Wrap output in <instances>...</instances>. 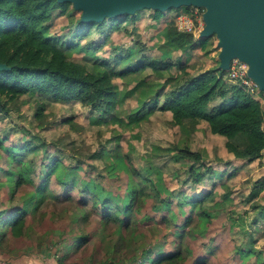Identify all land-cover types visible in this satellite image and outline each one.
<instances>
[{
    "label": "trees",
    "instance_id": "16d2710c",
    "mask_svg": "<svg viewBox=\"0 0 264 264\" xmlns=\"http://www.w3.org/2000/svg\"><path fill=\"white\" fill-rule=\"evenodd\" d=\"M71 6L74 7L69 0H0V61L8 66L0 69V148H4L7 156L8 167L4 168L10 171L0 177V254L17 258L25 244L43 243L44 237L55 231L54 223L60 214L45 206L48 202L64 201L65 194L52 188L51 177H54L64 190L78 188L83 195L77 202L78 209H86V200L92 201L85 214L75 216L78 228L71 239L66 236V228L60 232L64 239L61 261L79 263L80 258H73L74 254L93 244L90 240L96 231L101 237L94 242V247L103 255L95 258L99 264H207L205 254L213 253L215 245L208 243L204 247L205 242L199 240L197 246L195 240L208 234V222L216 215L217 205L229 200L230 190L223 180L224 175L231 178L240 169L233 166L228 171L229 165L235 160L242 165L250 163L264 154V102L241 82L229 80L228 70L218 66L193 69L195 62L188 64L191 50L205 49L209 36L195 38L192 32L181 31L176 24H170L163 34L155 32L152 36H158L162 43L159 56L136 41L140 32L136 35V46L130 48L129 53L115 52L118 47H113V52L105 55L103 50L110 32L135 23L140 10L106 17L99 22L83 21L80 14L61 32H52L56 20ZM147 9L154 10L152 17L159 19L164 10L168 12L173 7ZM182 12L192 13L193 10ZM93 30L103 36L89 39ZM171 49L181 50L188 55L187 59L173 60L168 55ZM118 79L124 84L122 88ZM139 87L146 92L140 106L131 109L130 102L129 108H125L128 97L137 93ZM22 96L34 97L37 108L33 117L39 124L43 123L46 98L76 101L89 107L96 113L86 117L94 116V123L112 119L120 123L121 112L132 121L156 110L168 112L172 124L184 127L189 133L204 129L223 137L227 154L220 155L215 150L211 161L224 168L219 170L206 160L211 156L203 148L192 150L189 145L176 143L171 147L174 149L171 158L186 165L170 174L176 184L166 190L167 194L163 192L162 182L145 174H137V184L131 178L130 182L123 181L116 188L108 187L104 184L100 164L103 169L110 167L107 170L112 179L121 178L118 168L123 171L127 163L133 175L135 172L128 160L129 153L121 150L123 135L116 137L115 146L102 143L89 152L78 148L74 140L63 142L61 138L47 142L33 129L11 118L12 106L18 110ZM134 98L138 100L137 96ZM62 122L74 129L73 118L66 117ZM16 131L20 135L15 139ZM41 147V158L37 162L34 152ZM29 152L33 155L22 159ZM110 155L112 162L106 160ZM14 161L21 167H9ZM183 171L184 177H180ZM206 179L210 182L206 183ZM203 183L206 184L198 190ZM220 187L227 189L224 194ZM261 193L264 196V178L255 181L247 201L257 199ZM208 201L213 204L207 206ZM255 203H252L253 210L258 212H254L250 229L244 214L228 215L230 225L238 227L242 236L238 242L233 241L234 254L225 264H264V244L258 247L256 239L264 236L259 222L264 218V206L258 208L260 204ZM95 210L97 221L91 218ZM149 222L164 226L152 229L159 232L160 237L135 246L139 226ZM115 235L118 236L116 241ZM128 245L130 248L126 250ZM196 248H202L201 256L195 255Z\"/></svg>",
    "mask_w": 264,
    "mask_h": 264
},
{
    "label": "rangeland",
    "instance_id": "374dc122",
    "mask_svg": "<svg viewBox=\"0 0 264 264\" xmlns=\"http://www.w3.org/2000/svg\"><path fill=\"white\" fill-rule=\"evenodd\" d=\"M199 7L200 14H204L206 8ZM194 5H182L173 7L170 11H163L161 14H164L163 17L159 19H154L152 17L154 10L143 8L139 11L140 17L136 20L135 23H127L126 28H121L118 31H111L110 37L108 38V43L104 47L103 53L107 55L109 52H113V47L115 48V52L119 51H127L130 52V48L135 47L136 35L140 32V38L136 41H141L143 45H146L147 48L151 52L155 54V56H159L162 52L161 41L159 37L152 38L155 32L158 34H163L164 28L168 27L170 24L177 25L176 16L185 10H194ZM81 14L80 10H77L74 7H70L69 11L62 17L58 18L54 24L52 32H61L64 29V26L72 20L79 17ZM202 27L196 32H192L195 38L201 37V31L206 25V21L203 18ZM124 24V23H123ZM100 36H103L102 33L93 30L91 34L88 36L89 39L97 40ZM135 36V39H133ZM209 42L205 49L193 48L191 50L190 60L188 64H192L195 62L194 68L202 69L203 67H214L218 66L220 68V59L219 54L221 51V46L219 45V37L217 34H211L209 37ZM100 39V38H99ZM136 50V49H134ZM135 52V51H133ZM134 54V53H133ZM168 55L173 58V60L178 57L182 60H186L187 56L185 53H182L181 50H169ZM229 78V76H228ZM229 80H232L229 78ZM118 85L122 88L123 82L119 79L116 80ZM236 81V80H232ZM246 86V85H245ZM250 91L256 96L261 97L262 102H264V93L261 94L259 90H261L258 85H255V89H251L246 86ZM139 87L137 89V93L133 96L128 97L127 104L124 106L125 108H129V104L131 102V109L140 106V102H142L141 98L146 94L145 91ZM138 98V100L134 97ZM136 99V100H132ZM37 108V103L34 100V97H26L22 96L20 101L18 102V110L12 106V117L16 120L17 123L23 124L28 128L34 130V132L43 136L47 142H55L56 140L64 138L63 142H69L74 140L78 148L85 152H89V150H93L98 148L102 143H106L108 146H115L118 143V139L116 137L120 134L121 136V150L122 152H128L130 162L133 164L135 172L132 174L129 164L127 163V168L121 171V168H118V171L121 172V178L112 179L107 169H103L102 164L99 165L100 170L104 172V184L111 188H116L119 184L123 183V181L130 182L131 178L135 184L138 183L137 174H145L147 177L151 178L154 181L162 182L164 187V193L167 194V189L175 186L174 179L171 178L170 174H173L177 168H184L185 163L175 162L171 156L174 153V149L171 148L173 144H178L179 146L189 145L192 150L201 149L208 153L206 160L211 161L213 157V152L215 150L218 151L220 155L227 154L226 148L224 146L225 139L223 137L214 135L212 133H207L204 129H200L197 132L186 131L184 127H180L172 124L171 115L168 112L156 110L155 112L146 115L140 120H133L129 115L123 114L121 112L120 123L115 122L114 119L109 120L104 123H94L92 118L87 119V115L91 112L89 107L81 105L76 101L63 102L60 100H53L50 98H46V108L44 111L43 123H38L37 120L34 119L33 114ZM66 117H71L74 120V129L70 127L68 123H63L62 119ZM8 122V121H7ZM115 122V123H114ZM132 122V123H129ZM11 125V124H9ZM201 125V124H200ZM202 126V125H201ZM19 131H16V139L19 136ZM115 137V139H113ZM37 140H39L37 136ZM62 142V143H63ZM8 143V141L6 142ZM168 148V149H167ZM43 147H41L38 151L34 152L35 158L37 162H39L41 158ZM53 150V149H52ZM33 155V152H29L25 157H30ZM229 156L232 157V154L229 153ZM106 157V160L112 162L111 155ZM114 157V155H113ZM112 157V158H113ZM7 156L4 148H0V177L4 175H8L10 171H8L4 166L7 165ZM211 163H213L211 161ZM217 166L219 170H222L224 167L221 164L213 163ZM3 165V166H2ZM233 166H239V171L233 175L231 178H227L224 175V179L226 180V184L230 190L229 200L222 201L216 207V215L208 222L209 229L205 237L199 238L195 240L196 245H199V240L205 242V246L207 247L208 243H212V246L215 245V250L213 253L205 256H208L207 264H225L226 260L234 254L233 252V241L238 242L237 239H240L242 234L237 231L238 227L230 225V218L228 215L233 214V216L237 214H244L247 218V227L250 229V222L252 221V217L254 212H258L256 209L253 210L252 203L258 202L259 207L264 206V196L263 193L255 199L247 201V196L253 188V185L256 180H260L264 178V154L261 158L256 159L250 163H243L241 161L235 160V162L231 163L228 167V171L232 170ZM9 167L12 169L21 167L18 161L12 162ZM98 167V168H99ZM40 166H37V171ZM36 171V172H37ZM180 177H184L183 174ZM206 183L210 182L209 179L205 180ZM200 184L198 190L204 186V184ZM190 184V183H189ZM51 186L55 190V192H59L64 195V201H54V203L50 204L48 208H54L59 214L60 218L55 221V228L59 226H64L67 229L68 240L73 237L76 233V229L78 225L76 224L75 216H82L86 213V209L90 208L92 205V201L90 199L86 200V209H78V201L83 195L80 194L78 188L68 189L66 188V192L64 187L58 184L54 177H51ZM189 186V185H188ZM226 188L220 187L221 194L226 192ZM193 192V190H191ZM86 198V197H85ZM90 198V197H89ZM207 206H211L213 202L206 203ZM256 204V203H255ZM0 207H2L0 205ZM149 205L146 206V208ZM65 208V209H63ZM190 209L185 210L187 213ZM178 213V210H175ZM179 214V213H178ZM91 218L93 220H98V216L96 214V210L92 212ZM260 229L264 231V218L259 220ZM198 224V222H196ZM156 227L158 230L161 227H164L161 224L147 223V225H140L141 230L137 232V236L135 238V244L138 243H149L154 239L160 237L159 232H153V227ZM111 227V226H110ZM81 228V227H80ZM88 229H92V226H88ZM138 229V228H137ZM163 231H167V229H163ZM94 235H95V231ZM126 236V235H125ZM97 238V235L91 240V246L88 248H81L78 252H76L73 258H80V262H87L90 259V263L99 264L98 260L95 258L102 257V253L99 250H95L94 241ZM115 241L118 238L117 235L114 236ZM257 246H261L264 244V236L260 239L257 238ZM60 242H63L60 240ZM133 244V243H131ZM34 246V245H33ZM136 246V245H135ZM130 246L128 245L126 250H129ZM32 249V248H30ZM131 251V250H130ZM195 255L201 256L203 254L202 248H196L194 250ZM102 255V256H101ZM93 259H95L93 261ZM0 258V264L3 262ZM233 260L231 258L230 262ZM253 260V259H252ZM79 264V263H77Z\"/></svg>",
    "mask_w": 264,
    "mask_h": 264
},
{
    "label": "water",
    "instance_id": "95a60500",
    "mask_svg": "<svg viewBox=\"0 0 264 264\" xmlns=\"http://www.w3.org/2000/svg\"><path fill=\"white\" fill-rule=\"evenodd\" d=\"M66 1V0H60ZM80 9L83 21L99 22L106 17L134 13L143 8L169 9L182 5L205 7L206 25L201 36L217 34L220 68L240 57L249 65V76L264 91V0H69ZM8 66L0 61V69Z\"/></svg>",
    "mask_w": 264,
    "mask_h": 264
},
{
    "label": "crops",
    "instance_id": "0c3cea01",
    "mask_svg": "<svg viewBox=\"0 0 264 264\" xmlns=\"http://www.w3.org/2000/svg\"><path fill=\"white\" fill-rule=\"evenodd\" d=\"M52 203L53 202H48L45 208H48V206ZM55 224H57L56 221L54 223L55 231L52 232L49 236L44 237L45 242L37 243L36 241H33L28 244H25L23 248L21 247V253H19V257L17 258H15L14 256H10L11 254L9 256L7 255V257L0 254V258L5 259L3 261H7L11 264H75L74 260L72 261L64 259L61 261V258L63 257L62 255L64 253V244L63 242H60V240L64 239H62V235L60 234V232L65 227L59 226L58 228H55ZM96 235L97 238L94 241H97L101 237V235L95 231V235L93 236V238ZM91 240L90 242H93ZM90 262L79 261V264H90Z\"/></svg>",
    "mask_w": 264,
    "mask_h": 264
},
{
    "label": "built area",
    "instance_id": "2783aa9c",
    "mask_svg": "<svg viewBox=\"0 0 264 264\" xmlns=\"http://www.w3.org/2000/svg\"><path fill=\"white\" fill-rule=\"evenodd\" d=\"M200 10L201 9L199 7L195 6V9L192 13L178 14L176 18L178 29L181 31L196 33L203 25L202 19L204 18V15L202 13L200 14ZM249 68L250 65L246 60L241 59L238 56L233 57L230 60L228 76L230 79L239 81L253 90L255 89V85H257V83L252 77L249 76ZM1 264L11 263L3 261Z\"/></svg>",
    "mask_w": 264,
    "mask_h": 264
}]
</instances>
